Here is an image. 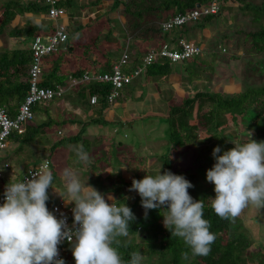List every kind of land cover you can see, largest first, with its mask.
<instances>
[{"label":"trees","instance_id":"1","mask_svg":"<svg viewBox=\"0 0 264 264\" xmlns=\"http://www.w3.org/2000/svg\"><path fill=\"white\" fill-rule=\"evenodd\" d=\"M107 1H110L111 6L107 8L103 15L98 16L85 25L75 27L76 31L85 29L89 33V38L93 45H99V41L103 38L105 48L96 51L101 59H96L95 63L104 61V57L110 52L107 44L110 43L112 28L107 27L108 34L103 33L102 29L105 25H110L109 21H111V18L109 15L111 12H118L119 17L124 20L122 33L125 40H133L136 43V50H144L148 45H153L152 48L160 50L167 45L175 43L177 40L173 35L175 31L180 30L178 35L181 36V34H185L189 31V24L201 23V27L204 28L207 24L211 23L214 17L218 16L223 11V7L220 3H225L227 0H88L82 8L85 9L96 6L101 9V4ZM232 1L239 3L244 9H254L264 12V4L259 8H255L252 2L253 0ZM214 2H217L220 6V12L218 14L204 16L201 18L202 21L199 19L196 22L188 23L182 28H175L169 32H164L162 30V23L167 21L170 17L178 14H185L188 11L199 9L200 7H207ZM72 3L73 0H57V6L67 8L70 12L72 11L70 8ZM198 5H200V7H198ZM0 12V35L7 34L10 38H35L37 36L50 34L53 30L52 26L45 25L42 22L36 24L27 22V24L22 27L15 26L9 30V25L12 24L17 17H22L27 14H47L48 6L39 0H7L1 4ZM245 35L247 40L250 38V41L246 40L244 44L248 52L251 53L252 51H256L259 53L264 51V28L259 31H247ZM69 43H71L70 35L64 50L54 53L50 57H46L49 61L47 62V66L49 68V64H51V68L44 73L42 86L56 88V86L60 84L62 86L67 85L63 77L58 76V74L68 69L66 67L69 66L71 62L73 65L71 68L72 79H81L84 73L90 69L89 67L85 68L78 65L76 67L75 64L77 63L73 61L70 56L72 52H74V46H71ZM196 44L199 45L198 43ZM122 47L123 46L117 44L114 46V49L116 52H119ZM143 50L139 54V59H136L139 63H141L146 54ZM202 55L203 49L200 55L174 64L168 59L160 58L156 63L147 66L146 75L149 79L159 84L160 82L166 81V79L174 73L173 67L175 65H181L185 67L187 71L186 75L182 74V77L189 81H193L194 77L197 78V76H200L197 71V66L206 64L204 59L201 58ZM50 58L52 59L49 60ZM31 61V48L6 50L0 54L1 104L5 99L13 100L14 97H17L19 101L24 100L29 91V83L21 82L19 79L21 75L28 76ZM115 64H118V62ZM138 65L135 67L127 66L125 71L133 72L137 69ZM132 82L123 85V87L118 90L119 96L116 98L117 100L122 98L124 90L129 87ZM189 89L190 95L184 97L179 104H171L169 106L168 114L165 118L167 124L169 123L166 134V149L168 150L159 158L162 162L163 170L171 171L173 174L183 175L185 179L195 184L197 182L193 175H188L187 171L197 170L200 166L198 161L200 158L198 151L200 149L198 148H208L210 151L209 154H211V150L217 146H223L224 151L230 150L235 146L232 143L237 140V136L234 134L235 132L224 133L227 122L226 116H230L234 125L240 128L242 127L240 125L243 119L250 118L251 123L244 128L249 130L251 128L253 129L254 133L251 136L253 140L257 142L264 141V85L262 87L250 85L243 92L231 94L216 92L210 85L203 86L202 88L190 85ZM113 90L114 87L109 82L93 81L89 84H84L83 87L81 86L80 90L69 97V100L72 104L78 103L77 105L81 106V108L89 106L96 110L98 106L105 107L108 105L107 97ZM88 96H90L89 99L87 98ZM93 96L98 97L99 104L97 106L91 103V98ZM39 105H43V103H39L33 107L34 113L37 111ZM10 115L15 116L13 114ZM34 120L35 119L28 122V124L32 123ZM53 120L54 119H48L34 126V131H31V126L27 124L28 126L26 125L27 127L26 129L24 128V131L11 133L8 141L10 139H16L23 143H30L34 141L42 131L51 127L55 122V120ZM55 123H57L59 128L63 127L62 120ZM89 123L94 125H105L108 122L107 120H92V122ZM29 126L31 130L28 128ZM199 133L203 134L201 140L198 138ZM81 139V133L75 136L63 137L55 144L54 150L67 145H79ZM245 142L247 141H241L240 143ZM146 146L148 145L146 144L145 147ZM150 146L151 145H149L148 148ZM88 148L84 150L89 152ZM102 151L99 150L95 156L96 160L92 163L93 170L99 168L102 173L104 170L111 168V166L119 168L127 163L126 155L119 156L116 154L117 159L119 156L121 164H112L113 162L109 161V159L113 158L111 155L116 152L113 150L112 152L105 151L106 153L104 154ZM190 151L192 154L187 159L185 156ZM149 154L152 153L149 152ZM174 154L183 156V160H181L186 166L185 171L174 165ZM144 157L145 156L137 155L132 159H138L139 164H142L141 168H143L145 166ZM212 161L215 162V159ZM2 163L4 164L3 160ZM55 167L56 165H53L50 161L53 183L58 174V170H56ZM136 169L133 170L134 179H143L146 174L153 175L151 173H137ZM120 171L121 170H117L114 172V170H112V173L116 174V177L108 178L105 183L102 182L99 175L91 180V182L97 183L107 196L111 194L116 200L123 199L122 202H125L127 206L131 208L136 217V219L130 223L129 235L131 237L118 238L121 242L119 251L126 262L130 260V254L133 251H139L143 256H148L153 259V264H256L254 262L259 259L261 252L256 251L254 248V239L248 235L244 221L240 217H237L234 221L223 220L219 218L212 209L211 200L209 198H215L213 187H210L206 192H199L197 188L192 187L190 195L194 200H204V218L210 221V231L215 233L216 240L212 244L211 251L207 256L191 257L188 261H183L181 259V253L189 249L181 238L172 237L171 232L164 227L162 215L165 214L166 207L164 209H155L159 212V218L156 213H153V209L148 210V212L151 213V218L145 221L144 212L141 211V198L138 193L135 197L129 195V193L133 192L129 191L132 180L126 181L121 176V173H119ZM125 194L129 199L124 200ZM47 207L50 211L52 210L48 201ZM136 235L141 236L139 242H135L134 240ZM68 251L69 250H67V252ZM66 253L63 257L64 260H66Z\"/></svg>","mask_w":264,"mask_h":264},{"label":"clouds","instance_id":"2","mask_svg":"<svg viewBox=\"0 0 264 264\" xmlns=\"http://www.w3.org/2000/svg\"><path fill=\"white\" fill-rule=\"evenodd\" d=\"M251 136L248 131L247 142L231 141L235 146L223 154H219L220 147L213 149L215 163L207 170L206 180L214 185L211 207L223 220L234 221L250 206L264 209V141L257 142ZM72 151L78 163H92L83 145L72 146ZM161 167L155 175L132 179L129 191L139 194L145 219L148 210L166 207L164 227L189 249L181 253L183 261L207 256L216 235L204 218V200L193 199L188 192L193 185L183 175L171 171L161 174ZM31 176L5 186L0 205V264H65L58 258L63 241L71 245L75 264H143L141 252L133 251L126 262L119 251L118 238L129 236L130 223L136 219L125 202L117 204L111 194L105 198L88 184V178L82 181L76 171L66 167L62 178L68 199L59 196L65 205L74 204L70 227L66 218L58 219L47 207L48 189H53L51 170L41 168Z\"/></svg>","mask_w":264,"mask_h":264},{"label":"rangeland","instance_id":"3","mask_svg":"<svg viewBox=\"0 0 264 264\" xmlns=\"http://www.w3.org/2000/svg\"><path fill=\"white\" fill-rule=\"evenodd\" d=\"M80 1L81 0L76 1V14L87 21V18L89 16L88 10L84 12L80 10ZM0 2H2V0H0ZM252 2L254 3L255 8H259L262 4H264V0H253ZM220 5L223 7V11L218 16L214 17L212 22L207 24L204 28L201 27V23H192L188 25V32H190V34L185 33L181 34L180 36L174 33V36L177 39L175 43H177L180 38H185V40L190 41L191 37H195L197 41L196 43H198L202 47L203 55L201 58L204 59L206 64H203V66H197V71L200 74L199 77H194L193 81H189L182 77V74L186 75L187 73L185 67H182L181 65H175L173 67L174 73L170 75V77H168L166 81L160 82L159 84L149 78H145L144 83H142L141 81V86H139L136 91V93L140 95V99L138 97L136 98L137 102L131 105L133 108L130 112H134L136 110L139 112L143 108L147 109L149 106L148 111H153L154 113H156V115L145 116L141 119L136 120L134 130L127 131V139L130 140L131 145L133 144L134 151H132L131 154L126 152L125 155L127 163L123 164L119 168L116 167L117 169H115L114 171L116 172L117 170H121L119 173L124 174V177H122L125 178L126 181H131L132 179H134L133 170H135L136 168L137 173H151L155 175L159 171L160 167L162 166V162L160 161L159 157L163 156V154H165L168 150L166 149V134L169 128V123L167 124L165 118L168 114L169 106L171 104H179L184 97L190 95V85H193L195 87L198 86L200 88L210 85L216 92L230 94L235 92H243L250 85L255 87H262L264 85V51L259 53L256 51H252L250 53L247 51L244 45L247 40L245 35L247 31H259L260 29L264 28V12L256 11L254 9H244L240 6L239 3L232 0H227L225 3H220ZM105 7L108 8L110 6L106 5ZM101 9L103 10H100V13H104V5H102ZM110 16L109 17L111 18V21H109V24H113L114 29H121V20L119 17H117L116 12H113V14H111ZM21 24L25 25V23H23L22 21ZM21 24L18 25L21 26ZM9 26H12V24H10ZM192 30L194 31L192 32ZM0 38V54L1 52H5L7 49L10 50L13 48L11 38L6 37V39H2L3 37L1 36ZM30 39L27 40L28 44L31 43L32 39ZM249 39L247 41H250ZM121 50L115 53V56L117 59H119V61L122 56ZM142 72L138 76L140 80L144 78L141 77ZM146 102L148 104H146ZM69 107L70 108H68V111H71L72 106ZM113 110H115V107L113 108ZM69 113L71 114L73 113V111ZM226 121L227 122L224 133L235 132L234 134H236L237 136V140L233 143L248 141V131H251L252 134L254 133L252 128L250 130L244 128L246 125H249L251 123L250 118L243 119V122L240 125L242 126L241 128L234 125V123L231 121L230 116H226ZM125 122L129 123L130 121ZM57 128L58 126L55 125L51 127V130H56ZM93 128H96L95 125H93ZM101 130L100 128L98 129V131ZM115 130L116 128H113L112 130L109 127L103 129L101 134L106 135V137L100 140V146L97 144H93L92 140H90V144H86L87 147L90 146V149L93 150L92 153H90L92 157H95L99 150H104L102 151L104 152V154L106 153L105 151H116L117 145L112 147V145H114L113 136L116 133ZM122 130L123 129H121V131ZM75 132L77 131H74V133ZM140 138L141 141H139ZM198 138L201 140L203 138V134L199 133ZM82 143L83 140L81 141V145ZM94 143H96V141ZM146 144L148 146H151L149 148L148 146H146L143 149L139 150V146H145ZM217 147L221 148V152L219 154H223L224 147ZM198 149H200L198 151V154L200 155V158L198 160L200 166L197 170H189L187 172L188 175H193L194 179L197 182L195 184L192 183L193 188H197L199 192H206L210 189V187L214 188V185L212 183L207 182L206 172L214 165L215 162H213L212 160H214L215 158L212 155L213 150H211V154H209L210 151L208 150V148ZM122 151L123 150H120L118 151L119 153H117L121 154ZM149 152H151L152 154H149ZM93 154H95V156H93ZM137 154L138 156H145V166L143 168H141L142 164H139L138 159H132L133 157H135L134 155ZM191 154L192 152L190 151L185 157L188 159ZM111 156L113 158H110L109 161L113 162L112 164H121L119 156L122 155H119L118 159L116 153H112ZM182 157L183 156L180 154H174V165L178 166L179 169L185 171L186 166L184 162H182ZM74 159H76V161ZM54 163L57 167H55V169H60H58L57 178L54 184H52L53 189L57 192L58 195L53 191L52 188L49 189L48 202L50 207H52L53 204L61 199L59 195H61L65 199H68L65 194L66 189L64 180L62 178V171L64 168L67 167L73 169L78 173L79 178L82 181L87 180V177L83 176L82 168L76 166L78 165V162L75 153L72 151V146L67 145L64 148L61 147V149L57 151L56 155H54ZM89 166L90 165H84L86 169H88ZM164 171L165 170H163V168L161 167V174H163ZM101 177L102 182L105 183L107 182L108 178L116 177V174L110 173L107 170V172L105 171L103 174H101L100 178ZM88 184L104 194L105 198H107L106 193H104L103 190L100 189L97 183L91 182L90 178H88ZM190 190L191 188L188 189L189 194ZM136 194L137 192L135 191L129 193V195L133 197H135ZM125 197H127L126 194ZM122 201L123 199H120L117 200L116 203L120 204L122 203ZM108 202L111 203V201ZM70 206L72 207V204H70ZM141 208V211L144 212L145 210L143 211L142 206ZM153 213H156L158 218L160 217L157 210L153 209ZM238 217H240L244 221L248 235L254 239V248L256 249V251L261 252L259 259L254 263L264 264V209L257 210L254 207L250 206L246 208ZM150 218L151 213L148 212V216L146 219L144 217V220L148 221L150 220ZM129 237L131 236L129 235L127 238ZM140 239L141 236L136 235L134 240L135 242H139ZM66 246L68 247L69 251L66 253L65 264H75V260L71 251V245L67 244ZM144 257L145 259L143 261V264L154 263L153 259L149 258L148 256Z\"/></svg>","mask_w":264,"mask_h":264},{"label":"crops","instance_id":"4","mask_svg":"<svg viewBox=\"0 0 264 264\" xmlns=\"http://www.w3.org/2000/svg\"><path fill=\"white\" fill-rule=\"evenodd\" d=\"M5 1H7V0H5ZM5 1L2 0V2H0V7H1V4L4 3ZM76 1L77 0H73V3L71 4V7H70L72 10L71 12L68 11L67 8L63 7L66 10L67 14L64 18H62L58 22V23L64 24L65 26L68 27L69 35L71 36V43H69V44L71 46H74V52H72V54L70 56H71V59L77 63V64H75L76 67H77V65L80 67H85V68L89 67L90 69L87 72H85L86 74H94L95 72H97V73L98 72L99 73L110 72L112 70L113 66L115 65V63H117L119 61V59H117L115 56L116 51L114 49V46H116L117 44L120 46H123L122 50H121L122 54L125 51L130 52V54H131V63L130 64L131 65L129 64V66L135 67L136 65L140 64L136 59H139L138 58L139 54H140V52H142L143 49H141V51L138 49L136 50V43L133 40H128V41H127V39L125 40L124 35L122 33L123 32L122 29L124 28L123 27L124 20H122L119 17L118 12H116V14H117V17H119L121 20L122 28L121 29H119V28L114 29L113 24L112 25H105L103 27L102 32L106 33V34H108L107 27L112 28V33L110 34V43L107 44V46H109L108 48L110 49V52L108 53V55L106 57H104L105 58L104 61H99V62L95 63L96 59H98V60L101 59L99 57V55L96 53V51L102 50L105 48V46H104L105 44L103 43V38L99 41L100 42L99 45H97V46L95 44L93 45V44H91V41L89 38V33L85 29L76 31L75 27H77L79 25H85V24L89 23L91 20L96 19L98 16L103 15V13H100V10H103V9H99L96 6L83 9L82 6L88 0H81L80 1V3H81L80 10L82 12L88 10L89 16H88L87 21H86L85 19L81 18V16L76 14V12H77ZM102 5H104V10L106 11L107 8L105 6L106 5L111 6V3H110V1L109 2L107 1L104 4H101V7H102ZM111 14H113V12H111ZM0 21H1V12H0ZM21 21L23 23H25V25L27 24V22H30L32 24L42 22L48 26L49 25L53 26L55 24V23H52L50 19L48 20L47 14H27V15L22 16V17H17L12 22V26H9V30L15 26L20 27V25H18V24H21ZM22 26H24V25L21 24V27ZM193 31L194 30H192V32ZM179 32H180V30L175 31L174 33L179 34ZM174 33H173V35H174ZM188 33L190 34V32L187 31L186 34H188ZM0 36L3 37L2 39H6V37L10 38L7 36V34H3ZM182 38H184V37H182ZM28 39H30V38L29 37H11V43H12L13 48L10 50L31 48V44H32V41L34 38H31L32 40L30 39L31 40L30 44L27 43ZM190 41L197 42L195 37H191ZM0 42H1V38H0ZM132 42H133V45H132ZM152 46L153 45L146 46L144 48L143 52H146L145 49L147 50L149 47H152ZM7 50H9V49H7ZM1 54H2V52H1ZM51 59L52 58H50L49 60H51ZM47 62H49L48 58H46L45 62H44V73L48 69L51 68V64H49V68H48ZM69 66L66 67L69 70L65 68L66 70H64L63 72L58 74V76L63 77L64 81L67 84L65 86H62L61 84L59 85L61 87H65L64 95L61 98H57L53 101L43 102L44 105H39L37 107V111L35 112L36 120H34L32 123L28 124L31 126L32 130L30 129V126L28 128L31 131H34L33 130L35 128L34 126H37L38 124L43 123L44 121H46L48 119H54L55 122H57V121L59 122L62 120L63 121V127H61V128L58 127L56 130H51L52 126L57 125V123L54 122L51 125V127H48L44 131H42L36 137V139L30 143L29 142L23 143L20 140H16V139H10L8 141L7 147L3 151L2 160H4V163H7L9 165V167L4 168L2 171V174L0 177V192L3 193L5 191V186L9 183V181L10 182L18 181L26 173V171L32 166H36V165L40 164L41 162H43L47 159L49 161H51V163L53 165H55L54 155H56L57 151H59V149H61V147L56 149V150H54V147H55V144L57 142H59L60 139H62L63 137L75 136V135L81 133V135L83 137L81 139V141L83 140L82 145H83L84 149L89 147L88 153H89L91 160H92V163H93L96 160V158L91 156L90 153H92L93 150L90 149V146L87 147L86 144H88V143L90 144V140H92L93 144H97L100 146V144H101L100 140L106 137V135L101 134L103 129L109 127L110 129L113 130V128H116V130H115L116 133L113 136L114 145H112V147L117 145L116 151H115L116 154L122 155V156H125L126 152L131 154L132 151H134V147H133V144L131 145L130 140L127 139V131L128 130H134V125L136 124V122H135L136 120L141 119L142 117H145V116H155L156 115V113H154L153 111H152L153 113L148 111L149 106L147 109L143 108L139 112L137 110L134 112H130V111H132V108H133L131 105H133L135 102H137L136 98L138 97L140 99V95H138L136 93V91L139 88V86H141V81H142V83H144V79L145 78L148 79V77L146 75V71L148 68H145L143 70L141 77H144V78L142 80H140L139 77L134 78L132 84L124 90L125 92L123 93L122 98L120 100H118L117 103H115L114 105H107L105 107L98 106L96 108V110H94L89 106H85L84 108H81V106L77 105L78 103L72 104L70 102L69 97L72 94L74 95V93H76L78 90H80L81 86L83 87L84 84L85 85L89 84V83H91V81L90 82H80L77 84V86L72 87L70 85V83H71L70 81H72V69H71L73 66L72 62H71V64H69ZM27 77H28L27 75L26 76L21 75L19 80L21 82H27L28 81ZM43 80H44V74L42 77V81ZM53 83H55V82H53ZM87 98L89 99L90 96H88ZM21 102L22 101H19L17 99V97H14L13 100L5 99L2 103V105L8 109L10 114L15 115L18 111V108H19ZM98 104H99V102L97 104H95V106H97ZM146 104H148V103L146 102ZM69 106H72L71 111H68V108H70ZM114 107H115V110H113ZM72 111H73V113L70 114L69 112H72ZM121 115H123V116H121ZM92 120H107L108 123H106L105 125H95L96 128H93L94 124L89 123V122H92ZM125 121H128V122L130 121V122L127 123ZM27 126H25L24 128L26 129ZM98 127L100 128V130L102 128V130L98 131V129H99ZM28 128H27V130H28ZM121 129H123V130L121 131ZM74 131H77V132L74 133ZM59 132H61V133H59ZM121 133H124V134H121ZM63 135H65V136H63ZM94 140L96 141V143H94L95 142ZM127 140L129 143L127 142ZM139 141H141V138L139 139ZM79 145H81V142ZM118 145H120V146H118ZM139 147H140L139 148V150H140V149H143L145 146H139ZM62 148H64V147H62ZM52 150H53V152H52ZM120 150H123V151L121 152V154H118L119 153L118 151H120ZM85 151H87V150H85ZM136 152H138V151H136ZM137 155H134V156H137ZM93 156H95V154H93ZM74 160L76 161V159H74ZM92 163L90 164L88 169H86V167H84V165H82L80 163H78V165H76L77 167L82 168L83 176H86L87 178H90L91 180H93L98 175L101 176V174H103L105 171L107 172V170L110 173H112V170L115 171V169H117L116 166L115 167L111 166V168H108L101 173L99 168L93 170ZM50 170H51V168H50ZM121 176L124 177V174H121ZM101 179H102V177H101ZM72 205L74 206V204H72ZM72 264H74V263H72Z\"/></svg>","mask_w":264,"mask_h":264},{"label":"built area","instance_id":"5","mask_svg":"<svg viewBox=\"0 0 264 264\" xmlns=\"http://www.w3.org/2000/svg\"><path fill=\"white\" fill-rule=\"evenodd\" d=\"M39 1L48 6V19L55 24L52 26L53 30L50 34L37 36L32 41V61L27 77L29 91L24 100L20 103L15 116H11L8 109L3 106L0 101V169L9 167L7 163H2V155L7 147L8 138L13 132H22L28 122L35 118L33 107L39 103L50 102L57 98H61L65 93V87L56 86V88H52L42 86V77L44 74L45 58L66 48L65 44L69 38L68 27L58 22L64 18L67 13L63 7L57 6V0ZM219 12L220 6L217 2H214L207 7H200L199 9L188 11L185 14H178L170 17L167 21L162 23V30L164 32H169L175 28H182L186 24L196 22L204 16L218 14ZM201 53V47L195 42L179 39L177 43L167 45L160 50L149 47L137 69L133 72H126V66H129L131 63V57L130 53L125 51L119 63L115 64L110 72L84 74L81 79L72 80L70 85L77 86L78 83L86 81L109 82L114 87V90L107 97L108 102L111 104L119 96L118 90L121 89L123 85L131 83L134 78L138 77L141 72L147 68V66L156 63L158 59L165 58L174 64L198 56ZM97 102L98 97L93 96L91 98V103L96 104ZM41 168L50 169V161L47 159L36 166L30 167L19 180H23L24 177L31 179V172ZM2 171H0V177ZM4 199V192H0V205L4 203ZM72 208L73 206L71 207L70 204L65 205V202L61 198L52 205L51 212H53L58 219L66 218L67 224L71 227L73 223ZM67 244H69L67 241H63L58 246V258L63 259L64 254L68 250Z\"/></svg>","mask_w":264,"mask_h":264},{"label":"water","instance_id":"6","mask_svg":"<svg viewBox=\"0 0 264 264\" xmlns=\"http://www.w3.org/2000/svg\"><path fill=\"white\" fill-rule=\"evenodd\" d=\"M198 7H200V5H198Z\"/></svg>","mask_w":264,"mask_h":264},{"label":"bare ground","instance_id":"7","mask_svg":"<svg viewBox=\"0 0 264 264\" xmlns=\"http://www.w3.org/2000/svg\"><path fill=\"white\" fill-rule=\"evenodd\" d=\"M196 119V118H195Z\"/></svg>","mask_w":264,"mask_h":264}]
</instances>
